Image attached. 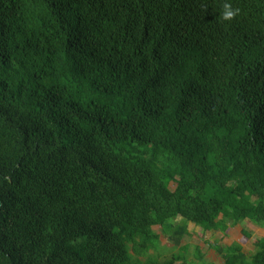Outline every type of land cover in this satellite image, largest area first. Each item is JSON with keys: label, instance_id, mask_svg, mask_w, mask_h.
Instances as JSON below:
<instances>
[{"label": "trees", "instance_id": "16d2710c", "mask_svg": "<svg viewBox=\"0 0 264 264\" xmlns=\"http://www.w3.org/2000/svg\"><path fill=\"white\" fill-rule=\"evenodd\" d=\"M223 2L0 0V264H213L188 224L264 228V0Z\"/></svg>", "mask_w": 264, "mask_h": 264}, {"label": "rangeland", "instance_id": "374dc122", "mask_svg": "<svg viewBox=\"0 0 264 264\" xmlns=\"http://www.w3.org/2000/svg\"><path fill=\"white\" fill-rule=\"evenodd\" d=\"M170 188L171 190H174L175 185L171 184ZM180 220V218L176 220V223H179ZM229 226L230 230L228 233L223 234L222 232H204L199 227H196L193 224H188L190 235L182 240V245L189 246L190 261H194L193 254L197 250H200L202 255L205 257L206 263L224 264L222 255L218 253L217 248L231 246L235 243H240L243 247L245 255L250 256L254 252L253 242L258 238H264V228H260L249 221H244L235 226L230 224ZM154 230L156 234L160 235V247L162 249L160 261H162L169 257V254H166L165 251L167 249H171L173 243L168 240V237L165 238L161 235L159 227H155ZM243 232H247L251 236L247 243L243 241Z\"/></svg>", "mask_w": 264, "mask_h": 264}, {"label": "clouds", "instance_id": "9594fccd", "mask_svg": "<svg viewBox=\"0 0 264 264\" xmlns=\"http://www.w3.org/2000/svg\"><path fill=\"white\" fill-rule=\"evenodd\" d=\"M241 14V9L233 7L230 0H224L221 5V13L219 19L222 22H232Z\"/></svg>", "mask_w": 264, "mask_h": 264}]
</instances>
